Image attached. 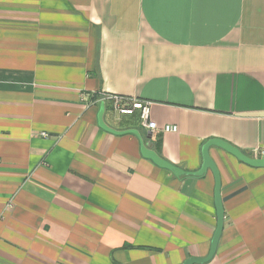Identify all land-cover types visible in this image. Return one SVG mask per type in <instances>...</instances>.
<instances>
[{"label": "crops", "instance_id": "0c3cea01", "mask_svg": "<svg viewBox=\"0 0 264 264\" xmlns=\"http://www.w3.org/2000/svg\"><path fill=\"white\" fill-rule=\"evenodd\" d=\"M102 93L179 130L130 132ZM211 139L264 148V0H0V264L207 256L216 180L189 173ZM156 140L185 174L144 156ZM209 153L224 225L202 264H264V167Z\"/></svg>", "mask_w": 264, "mask_h": 264}, {"label": "water", "instance_id": "95a60500", "mask_svg": "<svg viewBox=\"0 0 264 264\" xmlns=\"http://www.w3.org/2000/svg\"><path fill=\"white\" fill-rule=\"evenodd\" d=\"M103 112H104V105L102 106V109L99 113V122L100 125L105 127L106 129H109L112 132H117L114 131L113 129L108 128L104 121H103ZM130 132H133L137 135H140L139 130L133 129L130 130ZM150 137V135H149ZM152 143L148 142L147 144L142 146V152L144 156L152 159L157 165L167 168L171 171H173L176 175H183L185 172L180 169L179 167L175 166L174 164L170 163L169 161L163 159L160 157L156 151L152 149ZM211 146H219L226 151L234 154L236 157H238L240 160L244 161L245 163L255 166V167H264V158H254L246 155L243 153L239 148L231 145L230 143L221 140V139H211L209 140L203 147V164L202 167L195 172L189 173L194 176H203L209 169H211L214 173L215 180H216V185H215V199H216V207H217V217H218V222H217V227L214 232L212 241H211V247L210 251L207 256L205 257H190L188 258L184 264H202L210 261L216 254L218 244L221 238L222 230H223V225H224V207L222 203V198H221V181H220V174L218 171V168L216 167L215 162L210 156L209 149Z\"/></svg>", "mask_w": 264, "mask_h": 264}, {"label": "built area", "instance_id": "2783aa9c", "mask_svg": "<svg viewBox=\"0 0 264 264\" xmlns=\"http://www.w3.org/2000/svg\"><path fill=\"white\" fill-rule=\"evenodd\" d=\"M101 101L107 104L112 111L117 112L120 116L139 114L140 124L148 131V135H152L158 131L177 132L179 127L174 124H166L159 126L151 117L152 101L128 97L114 93H102ZM47 136L46 132L42 133ZM255 158H264V148L255 150Z\"/></svg>", "mask_w": 264, "mask_h": 264}, {"label": "trees", "instance_id": "16d2710c", "mask_svg": "<svg viewBox=\"0 0 264 264\" xmlns=\"http://www.w3.org/2000/svg\"><path fill=\"white\" fill-rule=\"evenodd\" d=\"M126 116H129V117H133V118H137L139 123H140V118H139V114H133V115H126ZM134 126V127H133ZM133 126L131 128L133 129H137L139 131H144L143 127L141 126V124H133ZM152 144H154V148L156 149V151L158 152L159 155H161V152L159 151L158 149V141H154Z\"/></svg>", "mask_w": 264, "mask_h": 264}, {"label": "rangeland", "instance_id": "374dc122", "mask_svg": "<svg viewBox=\"0 0 264 264\" xmlns=\"http://www.w3.org/2000/svg\"><path fill=\"white\" fill-rule=\"evenodd\" d=\"M116 113V115L118 116V117H120V115L117 113V112H115ZM126 117V116H125Z\"/></svg>", "mask_w": 264, "mask_h": 264}]
</instances>
